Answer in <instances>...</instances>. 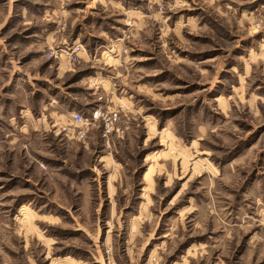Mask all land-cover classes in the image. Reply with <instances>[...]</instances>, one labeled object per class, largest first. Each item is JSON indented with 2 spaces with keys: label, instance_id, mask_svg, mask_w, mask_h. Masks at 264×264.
<instances>
[{
  "label": "rangeland",
  "instance_id": "1",
  "mask_svg": "<svg viewBox=\"0 0 264 264\" xmlns=\"http://www.w3.org/2000/svg\"><path fill=\"white\" fill-rule=\"evenodd\" d=\"M84 1L0 0V264H264V0H130L149 26L120 51L134 77L114 131L48 124L33 150L17 129L33 87L13 75L56 74L22 38Z\"/></svg>",
  "mask_w": 264,
  "mask_h": 264
},
{
  "label": "crops",
  "instance_id": "2",
  "mask_svg": "<svg viewBox=\"0 0 264 264\" xmlns=\"http://www.w3.org/2000/svg\"><path fill=\"white\" fill-rule=\"evenodd\" d=\"M93 1L98 3V7L88 5L84 10L79 9L77 12L82 13V15L74 22L72 21L73 13L71 8L63 7L53 10V17H51L53 25H38L40 26L39 31L33 29L35 31L28 33L26 38H22L24 43L30 42L29 46L26 47L33 48L29 61L35 63L43 59L42 49L58 46L65 41L70 40L72 42L73 40L84 46V51L79 55V63L76 65H72L68 60L62 59L60 61H51L50 66L51 69H54L53 74H56V77L53 75L47 77L40 72H31L30 74L23 69L14 72V82H16L14 84L17 88H20V85L22 86L20 82L24 84L29 82L33 87L34 93L31 94L29 92L33 99L21 106L24 109L21 110V116L18 118L20 122L17 127L19 138L34 136L33 143H30V147L33 150L40 149L41 146L50 148L51 145L48 141L45 144H40V140L34 146L37 137L36 133L48 124L54 127V131L52 130L51 132H60L66 138L67 136L69 138L74 136L63 131L64 127L69 124L70 126L73 125L70 117L72 113L66 111L65 108L79 112L86 111V114H90L97 107L108 112H111V109H123V107L118 105L122 100L117 99L118 101H115L114 99L118 98L114 96L115 91H117L116 85L128 86L131 91V80L134 77L131 67V56L126 61L121 52L126 49V53L131 54V38H134V32L138 35L144 28L147 29L149 25H145L144 21L140 22L139 25H132L131 8H129L130 0ZM80 2L86 5V1L80 0ZM99 43L108 45V48L112 46L111 50L117 51L113 65H108L105 62L108 60L107 56L99 54L102 49ZM101 62L103 67L108 69V73L102 71L89 72V69L95 70ZM70 73H73L70 75L73 82H69L67 85L75 84L76 86L73 88H68L65 83L61 84L58 82V78ZM18 80L21 81L18 82ZM99 97H102L104 101L98 102ZM124 99L127 102V106L130 107L129 99ZM30 110L31 115H28L30 119L26 118L25 122V113L30 114ZM61 110L62 114L59 113ZM35 116L38 118L35 119Z\"/></svg>",
  "mask_w": 264,
  "mask_h": 264
},
{
  "label": "built area",
  "instance_id": "3",
  "mask_svg": "<svg viewBox=\"0 0 264 264\" xmlns=\"http://www.w3.org/2000/svg\"><path fill=\"white\" fill-rule=\"evenodd\" d=\"M84 51V46L76 41H65L58 46H54L48 49L47 55L55 61H60L62 58H66L72 65L79 63V55ZM127 51L124 53L126 54ZM99 98V101H102ZM102 119L105 122V132L110 134L114 131V126L118 124L119 116L116 112L103 111L100 107H97L92 111L88 117H85L82 113L73 112L71 114L72 127H64L63 131L69 134H73L77 139H84L87 136L88 131L95 127V124ZM120 133V130H116ZM108 264H116L114 260H107Z\"/></svg>",
  "mask_w": 264,
  "mask_h": 264
}]
</instances>
